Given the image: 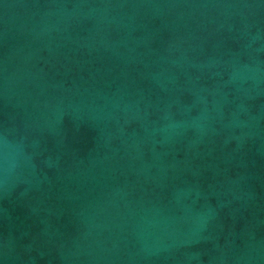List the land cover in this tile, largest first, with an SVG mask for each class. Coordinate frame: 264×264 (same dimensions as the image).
Segmentation results:
<instances>
[{"label":"water","instance_id":"obj_1","mask_svg":"<svg viewBox=\"0 0 264 264\" xmlns=\"http://www.w3.org/2000/svg\"><path fill=\"white\" fill-rule=\"evenodd\" d=\"M0 264H264V0H0Z\"/></svg>","mask_w":264,"mask_h":264}]
</instances>
